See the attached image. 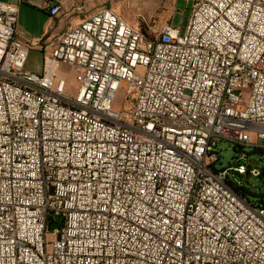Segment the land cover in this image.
I'll return each mask as SVG.
<instances>
[{"label": "built area", "instance_id": "built-area-1", "mask_svg": "<svg viewBox=\"0 0 264 264\" xmlns=\"http://www.w3.org/2000/svg\"><path fill=\"white\" fill-rule=\"evenodd\" d=\"M190 2L151 40L110 9L53 44L0 2V264H264V0Z\"/></svg>", "mask_w": 264, "mask_h": 264}, {"label": "crops", "instance_id": "crops-1", "mask_svg": "<svg viewBox=\"0 0 264 264\" xmlns=\"http://www.w3.org/2000/svg\"><path fill=\"white\" fill-rule=\"evenodd\" d=\"M0 2L19 4L17 32L20 39H38L46 35L47 42L50 44L55 43L58 37L70 28L80 24L82 21L93 16L98 11L104 8L109 9V7H107V0H0ZM45 2L49 3L48 7L45 5ZM57 5H61V11L59 14L50 17L48 8ZM172 18L170 19L171 22ZM30 53H35L40 56L41 68L39 70L26 67L27 59ZM28 56L24 63V69L30 72H40L43 67L42 55L37 51H30ZM261 144L264 146V140ZM251 150L254 151V155L250 158L252 160H258L259 166L263 169L264 149L251 148ZM261 181H264V177ZM249 198L251 201L255 200L251 196H249Z\"/></svg>", "mask_w": 264, "mask_h": 264}, {"label": "rangeland", "instance_id": "rangeland-1", "mask_svg": "<svg viewBox=\"0 0 264 264\" xmlns=\"http://www.w3.org/2000/svg\"><path fill=\"white\" fill-rule=\"evenodd\" d=\"M107 7L114 10L128 23L135 27H141L145 32H149L150 30L161 31L163 24L169 22L174 13L172 25L179 26L182 21V26H185L190 14L191 2L190 0H107ZM26 67L39 70L41 68L40 56L30 53ZM218 149L220 160L216 163V170H221L230 164H234L239 152L234 149L232 144L220 143ZM244 151L249 152L250 157L254 155L250 152L253 151L251 148H246ZM243 182L245 187H248L253 182V179L248 182L244 178ZM256 182L257 193L262 195L264 202V186L261 179H257Z\"/></svg>", "mask_w": 264, "mask_h": 264}, {"label": "bare ground", "instance_id": "bare-ground-1", "mask_svg": "<svg viewBox=\"0 0 264 264\" xmlns=\"http://www.w3.org/2000/svg\"><path fill=\"white\" fill-rule=\"evenodd\" d=\"M61 9L62 8H61V5H60L58 11H53L52 16H55V15L59 14V12L61 11ZM105 12H110V9L104 8V9L98 11L96 14H94L90 18H97V17H99V15L101 13H105ZM119 18H120V21L121 22H124V28H131L132 27L134 37H136V38H142L143 40H151L153 37H156L157 36V33L158 32H161L162 31V30L161 31H158V30H150L149 32H145V31H143V29L141 27L132 26L129 23H127L126 21H124L121 17H119Z\"/></svg>", "mask_w": 264, "mask_h": 264}, {"label": "trees", "instance_id": "trees-1", "mask_svg": "<svg viewBox=\"0 0 264 264\" xmlns=\"http://www.w3.org/2000/svg\"><path fill=\"white\" fill-rule=\"evenodd\" d=\"M237 151V149H235ZM252 154H254V151L251 152ZM263 171H264V168H263ZM248 197L251 196L252 198H254L255 200L253 201V203L255 204H259L260 206H263L264 207V202H263V197L262 195H259V194H249L247 195ZM50 225H52V223L50 222Z\"/></svg>", "mask_w": 264, "mask_h": 264}]
</instances>
